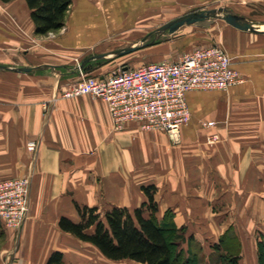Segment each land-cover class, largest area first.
Returning a JSON list of instances; mask_svg holds the SVG:
<instances>
[{"label":"crops","instance_id":"1","mask_svg":"<svg viewBox=\"0 0 264 264\" xmlns=\"http://www.w3.org/2000/svg\"><path fill=\"white\" fill-rule=\"evenodd\" d=\"M100 7L98 0H72L62 28L79 42L65 46L84 44ZM230 27L233 42L222 46L244 79L227 90L189 91L191 118L175 141L136 121L114 130L106 103L60 95L51 67L18 71L38 66L20 31L38 35L25 0L0 1V181L30 178L27 218L18 231L0 226V264H46L54 251L64 264L103 263L108 258L94 245L60 228L61 217L79 221L76 205L132 210L146 200L143 185L156 187L157 219L168 214L185 227L184 251L200 240L189 241L193 234L243 231L235 216L264 221V53L247 41L253 31ZM55 67L65 81L79 78L73 66ZM212 134L219 139L209 143ZM35 139L37 149L28 150Z\"/></svg>","mask_w":264,"mask_h":264},{"label":"rangeland","instance_id":"2","mask_svg":"<svg viewBox=\"0 0 264 264\" xmlns=\"http://www.w3.org/2000/svg\"><path fill=\"white\" fill-rule=\"evenodd\" d=\"M98 2L101 6L100 15L94 17L93 28H88L92 33L82 36L80 42L84 44L79 47L65 46L79 42L70 40L74 31L69 30L66 34V27L44 36L28 38L26 32L20 31L21 37L26 39V45L28 44L32 51L30 61L38 66H52L47 73L60 78L59 85H62L59 89L60 95L76 85L81 74L77 71L78 79L65 81L63 69L55 67L58 64L78 68L84 59L94 54L118 51L116 54L93 59L89 70H83L89 75H99L102 69L110 72L122 65L136 66L145 62L175 59L196 47L213 44L224 46L226 38L229 39V43L233 42L234 35L228 31L231 25L222 18L223 12L203 21L184 24L173 33L167 30L158 31L163 24L186 13L223 7L232 13L245 15L255 25L264 26V0H98ZM67 36H70V39ZM249 36L248 43L259 45V50L264 53V27L260 31L250 33ZM127 48L132 50L124 52ZM235 218L237 224L243 222L237 227L243 231L236 233L237 235L207 233L193 234V237L187 238L189 241L194 240L195 236L200 238L198 242L189 243V248L196 254L198 263L223 264L229 260V256L235 255L239 264H264L262 217L259 216L256 220L257 216H254L253 222L249 218L246 221L242 216ZM218 243L222 249L214 248ZM102 262L100 264H141L129 259L103 258Z\"/></svg>","mask_w":264,"mask_h":264},{"label":"built area","instance_id":"3","mask_svg":"<svg viewBox=\"0 0 264 264\" xmlns=\"http://www.w3.org/2000/svg\"><path fill=\"white\" fill-rule=\"evenodd\" d=\"M80 65L76 68L80 80L63 92L64 96L87 94L103 100L114 130L136 121L141 128L161 130L175 141H179L181 127L191 118L186 101L189 91L227 90L244 79L232 66L227 50L217 44L196 47L171 60L122 65L103 75L84 73ZM218 139L212 134L207 141ZM37 147L36 139L27 143L30 151ZM29 182L28 176L0 181V226L18 231L27 218Z\"/></svg>","mask_w":264,"mask_h":264},{"label":"trees","instance_id":"4","mask_svg":"<svg viewBox=\"0 0 264 264\" xmlns=\"http://www.w3.org/2000/svg\"><path fill=\"white\" fill-rule=\"evenodd\" d=\"M25 2L35 35L44 36L64 26L72 0ZM90 67L85 64L83 70ZM141 189L146 200L132 210L113 206L101 213L95 206L76 205L80 220L61 217L60 228L94 245L111 260L129 259L141 264H198L196 254L190 248L185 252L180 245L185 240V227H178L168 214L162 221L157 219L156 187L150 184L141 186ZM214 248L222 249L219 243ZM46 264H64L62 253L54 251ZM223 264H239L238 257L229 256Z\"/></svg>","mask_w":264,"mask_h":264},{"label":"water","instance_id":"5","mask_svg":"<svg viewBox=\"0 0 264 264\" xmlns=\"http://www.w3.org/2000/svg\"><path fill=\"white\" fill-rule=\"evenodd\" d=\"M222 12L224 13L222 18L228 24L232 25L233 27H236L238 29L245 30V31H253V32L260 31L259 26L252 24L251 22L247 21L243 16L232 13L223 7H219L218 9L211 8L207 10L192 11V12L186 13L184 15H181L163 24L161 27H159L158 31L164 32L167 30L168 32L173 33L184 24H191V23L203 21V20L209 19L211 16H218L219 13H222ZM131 50H132L131 48H127L125 49L124 52H129ZM116 53H118V51L94 54L86 58L85 60H83L80 66L83 68V66L87 62L93 59H99L104 56H107L110 54H116ZM43 67H52V66H31V67L22 66L18 68V71H25V72L36 71V70L42 69Z\"/></svg>","mask_w":264,"mask_h":264}]
</instances>
